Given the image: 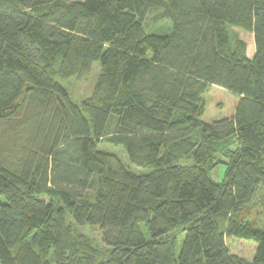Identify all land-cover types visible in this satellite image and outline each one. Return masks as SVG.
<instances>
[{
	"label": "trees",
	"instance_id": "16d2710c",
	"mask_svg": "<svg viewBox=\"0 0 264 264\" xmlns=\"http://www.w3.org/2000/svg\"><path fill=\"white\" fill-rule=\"evenodd\" d=\"M156 9L168 33L146 32ZM228 26L253 34V57ZM95 65L76 103L56 78ZM213 86L239 101L206 124ZM261 188L264 0H0V264H46L51 251L56 264H264V228L240 218ZM61 210L99 227L108 259L79 249ZM228 238L256 243L253 258Z\"/></svg>",
	"mask_w": 264,
	"mask_h": 264
},
{
	"label": "rangeland",
	"instance_id": "374dc122",
	"mask_svg": "<svg viewBox=\"0 0 264 264\" xmlns=\"http://www.w3.org/2000/svg\"><path fill=\"white\" fill-rule=\"evenodd\" d=\"M161 15L162 11L158 9L151 10L148 13L144 22V27L148 34H165L171 30L172 22L167 18L161 17ZM228 32L233 38V42L237 39L245 42L247 55L253 57L255 53L253 34L234 26H228ZM99 74V66L95 65L93 72L89 75H78L67 80L56 79L63 85L73 101L81 103L93 94ZM203 98L205 101V110L204 115L202 116V121L206 124L230 118L234 114L239 101V98L236 95L217 86L211 87L210 90L204 94ZM196 137L197 135L193 136V141H195ZM102 148L117 154L129 170L138 174L148 172V170L134 167L129 162L126 153L121 147L102 145ZM221 148L217 149L218 152L215 153V157L211 161V164L214 166L210 167L212 179L220 182L224 180L225 172L227 170V161L225 158L230 157L231 155V152L227 147ZM178 156L182 164L189 165L192 163L191 158L184 150H179ZM61 212V215L69 226L73 239L79 246V249H87L90 254L95 255L99 259H108L109 249L102 242V235L99 227L78 226L72 221L70 214L66 210H61ZM240 218L247 223H250L255 228H264V188H261L258 191L254 196L253 201L241 212ZM143 231L146 232V229L143 228ZM181 231L182 229L175 230L171 235L181 237ZM227 245L233 255L246 260H251L256 250V243L235 238H228ZM46 264H56L52 251L47 257Z\"/></svg>",
	"mask_w": 264,
	"mask_h": 264
}]
</instances>
